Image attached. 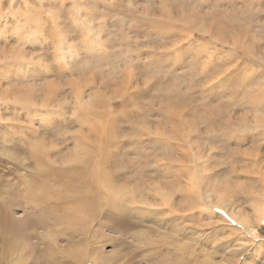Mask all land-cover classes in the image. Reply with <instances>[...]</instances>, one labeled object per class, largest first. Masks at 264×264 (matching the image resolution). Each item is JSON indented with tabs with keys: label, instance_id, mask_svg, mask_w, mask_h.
Wrapping results in <instances>:
<instances>
[{
	"label": "rangeland",
	"instance_id": "1",
	"mask_svg": "<svg viewBox=\"0 0 264 264\" xmlns=\"http://www.w3.org/2000/svg\"><path fill=\"white\" fill-rule=\"evenodd\" d=\"M227 259L264 264V0H0V264Z\"/></svg>",
	"mask_w": 264,
	"mask_h": 264
},
{
	"label": "bare ground",
	"instance_id": "2",
	"mask_svg": "<svg viewBox=\"0 0 264 264\" xmlns=\"http://www.w3.org/2000/svg\"><path fill=\"white\" fill-rule=\"evenodd\" d=\"M96 175V174H95ZM94 183V182H93ZM95 183H101L99 180H98V177L97 176H95ZM31 184H32V182H31ZM97 187V186H96ZM31 190H32V188H31ZM97 190L95 189V187H93V192H96ZM31 192V191H30ZM97 197H99L98 195H97ZM28 199V198H27ZM99 201H100V199L99 198H96L95 200H94V202H95V204H96V202L97 203H99ZM29 203V202H28ZM96 207V206H95ZM258 208V210H259V212L261 213L262 212V208H261V206H259V207H257ZM259 213V214H260ZM260 217V216H259ZM88 234V233H87ZM3 242H4V237H3ZM7 243V242H6ZM5 243V244H6ZM4 244V245H5ZM9 244V243H8ZM10 245V244H9ZM57 245V244H56ZM5 247V246H4ZM10 247H11V245H10ZM12 248V247H11ZM17 248V247H16ZM13 249V248H12ZM15 249V248H14ZM20 249V248H19ZM11 250V249H10ZM16 250H18V249H16ZM17 253H18V251H17ZM11 255H12V253H10ZM258 256V255H257ZM1 258H3V256L1 257ZM5 258V257H4ZM226 259V258H225ZM232 260V259H231ZM1 261V260H0ZM224 264H234V263H232L230 260H225V262H224ZM252 264V263H251Z\"/></svg>",
	"mask_w": 264,
	"mask_h": 264
}]
</instances>
